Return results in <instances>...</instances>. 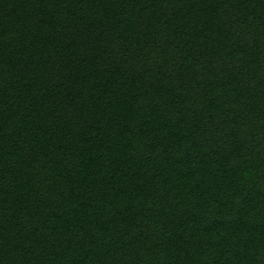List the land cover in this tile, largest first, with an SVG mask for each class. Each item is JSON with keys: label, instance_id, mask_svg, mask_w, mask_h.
I'll return each instance as SVG.
<instances>
[{"label": "trees", "instance_id": "obj_1", "mask_svg": "<svg viewBox=\"0 0 264 264\" xmlns=\"http://www.w3.org/2000/svg\"><path fill=\"white\" fill-rule=\"evenodd\" d=\"M0 264H264V0H0Z\"/></svg>", "mask_w": 264, "mask_h": 264}]
</instances>
